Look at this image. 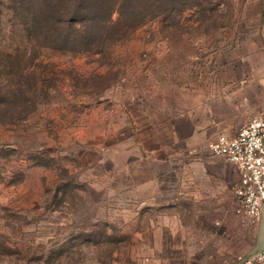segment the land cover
<instances>
[{
  "label": "rangeland",
  "instance_id": "obj_1",
  "mask_svg": "<svg viewBox=\"0 0 264 264\" xmlns=\"http://www.w3.org/2000/svg\"><path fill=\"white\" fill-rule=\"evenodd\" d=\"M69 6L91 14L68 27ZM263 9L0 0V264H236L253 250L236 167L210 145L238 130L242 86L262 72Z\"/></svg>",
  "mask_w": 264,
  "mask_h": 264
},
{
  "label": "built area",
  "instance_id": "obj_2",
  "mask_svg": "<svg viewBox=\"0 0 264 264\" xmlns=\"http://www.w3.org/2000/svg\"><path fill=\"white\" fill-rule=\"evenodd\" d=\"M210 149L236 167L239 175L234 189L239 204L237 212L259 224L264 205V111L253 115L235 135H220ZM246 256L236 264H264V250Z\"/></svg>",
  "mask_w": 264,
  "mask_h": 264
},
{
  "label": "crops",
  "instance_id": "obj_3",
  "mask_svg": "<svg viewBox=\"0 0 264 264\" xmlns=\"http://www.w3.org/2000/svg\"><path fill=\"white\" fill-rule=\"evenodd\" d=\"M256 1L264 3V0H256ZM263 16H264V9H263ZM262 33L264 37V25H263ZM258 64H261L263 68L261 74L258 77L254 76L252 77V79H248L251 83H247V84L245 83L242 86L243 88L242 95H241L242 97L239 95L241 97V100L238 102V107L244 112V116L240 124L234 125V127H239L238 130L243 125H245L251 119L253 115L264 111V67H263L264 57L260 59ZM236 132L229 136L235 135ZM238 178H239V175H238Z\"/></svg>",
  "mask_w": 264,
  "mask_h": 264
},
{
  "label": "trees",
  "instance_id": "obj_4",
  "mask_svg": "<svg viewBox=\"0 0 264 264\" xmlns=\"http://www.w3.org/2000/svg\"><path fill=\"white\" fill-rule=\"evenodd\" d=\"M72 6V5H71ZM70 7V9L66 10L67 11V15H65V17L63 18L64 20V24L67 23V26L69 27L71 24H75L77 23L80 19H82L83 17H85V13H88V14H91V12H89V8H86V7H81V8H76L74 7L72 9V7ZM41 14V13H40ZM40 14L38 13V11L34 14V18H36V22H37V19L39 18L38 16H40ZM87 14V16H88ZM96 15V14H95ZM47 23L45 24H41L39 22H37L36 24V34H35V40L36 41H39V40H49L50 39V36H49V33H50V30L51 28L49 27V22L46 21ZM81 24L83 22H80ZM28 32H30L31 30H27Z\"/></svg>",
  "mask_w": 264,
  "mask_h": 264
},
{
  "label": "water",
  "instance_id": "obj_5",
  "mask_svg": "<svg viewBox=\"0 0 264 264\" xmlns=\"http://www.w3.org/2000/svg\"><path fill=\"white\" fill-rule=\"evenodd\" d=\"M258 228H259L258 245L253 250L247 253L246 258L255 255L258 251L264 250V205L262 207V215L260 222L258 224Z\"/></svg>",
  "mask_w": 264,
  "mask_h": 264
}]
</instances>
